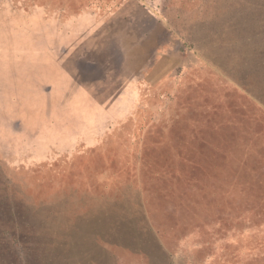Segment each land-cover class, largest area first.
Returning a JSON list of instances; mask_svg holds the SVG:
<instances>
[{
	"label": "rangeland",
	"instance_id": "1",
	"mask_svg": "<svg viewBox=\"0 0 264 264\" xmlns=\"http://www.w3.org/2000/svg\"><path fill=\"white\" fill-rule=\"evenodd\" d=\"M0 264H264V0H0Z\"/></svg>",
	"mask_w": 264,
	"mask_h": 264
}]
</instances>
